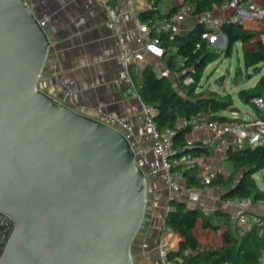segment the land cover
<instances>
[{"label": "water", "instance_id": "obj_1", "mask_svg": "<svg viewBox=\"0 0 264 264\" xmlns=\"http://www.w3.org/2000/svg\"><path fill=\"white\" fill-rule=\"evenodd\" d=\"M49 49L28 2L0 0V264H139L147 179L121 131L39 88Z\"/></svg>", "mask_w": 264, "mask_h": 264}, {"label": "crops", "instance_id": "obj_2", "mask_svg": "<svg viewBox=\"0 0 264 264\" xmlns=\"http://www.w3.org/2000/svg\"><path fill=\"white\" fill-rule=\"evenodd\" d=\"M253 1L259 4L263 2V0ZM107 2L118 11L120 33L132 55L130 70L139 73L145 67L152 66L157 76H165L177 86L174 74L163 60L164 52L148 49L145 46L146 41L150 39L149 30L146 24L139 21L138 15L151 7L152 0H107ZM181 3L182 0H163L161 12L167 15L172 9L177 10ZM28 5L36 17L42 14L49 16V22L44 29L50 41V49L39 80V88L86 116L94 118L102 111L125 117L134 132L142 137V143L149 144L151 136L140 113L141 101L138 95L126 94L120 83L123 71L117 61L120 52L119 41L114 32L107 27V14L100 0H28ZM211 14L214 17H226L230 12L212 10ZM178 24L180 33H183L191 30L197 22L194 16H189L181 19ZM243 27L258 34L256 40L245 47H255L256 42H261L264 49V23L246 18ZM215 37L212 43L218 44L219 49H224L226 38L223 39L220 30L215 32ZM238 46L242 48L243 54L244 46L237 43L235 48ZM53 74L58 75L56 80L52 78ZM69 80L74 81L75 92L70 99L63 100L61 89ZM211 87L208 89L216 91L215 87ZM201 88L199 86V90ZM255 116L254 111L253 115L247 117ZM206 137V132L189 133L186 141H191L193 145L196 143L202 145ZM150 158L153 164L158 165L159 160L154 155ZM208 158L212 156L208 155ZM214 161L221 167L229 166L227 161L218 158ZM148 181L157 182L160 191L155 194L148 187V220L139 229L132 248L139 264H159L157 260L159 242L167 240L171 243L173 251L177 249L181 238L179 234L169 229H164L161 233L168 207L167 190L159 180ZM221 195L222 190L218 187H204L200 189L199 200L196 203L188 201L184 188H181L176 196L188 208L200 209L206 216L219 211L224 213L229 216L232 230L237 227V232L233 230V233H236V236L242 235L250 225L247 224L248 222L242 224L237 220L238 213L229 205L232 200H222ZM251 214L264 216V204L254 203ZM217 222V219H213V224ZM220 224L215 230L205 229L202 219L196 220L194 234L203 247L219 246L220 248L225 245L223 238L225 226L222 222ZM216 230L221 231V236L216 234ZM216 240L218 241L215 243ZM147 255L150 256L149 259Z\"/></svg>", "mask_w": 264, "mask_h": 264}, {"label": "trees", "instance_id": "obj_3", "mask_svg": "<svg viewBox=\"0 0 264 264\" xmlns=\"http://www.w3.org/2000/svg\"><path fill=\"white\" fill-rule=\"evenodd\" d=\"M224 0H182L191 8V15L211 12L212 5H220ZM163 0H152L148 10L140 12L138 19L147 25L149 37L157 38L163 53V60L168 69L174 74L176 85L165 76H157L152 66L145 67L141 72L131 75L137 88L140 101L155 109L154 122L160 131L173 132L172 142L177 153L190 151L195 154H209V151L201 144L192 147L186 145V137L190 133L188 120L198 112H205L213 119L220 121H233L221 115L233 106V99L229 94L221 96L216 91L208 88L199 90V83L209 63L219 57L229 58L237 43L244 46L242 60L246 69L254 68L264 63V49L261 42H256L255 47H245L254 42L258 37L257 32L247 30L241 24L224 23L220 31L226 38V45L221 52L211 49L203 35L210 30L196 24L191 30L173 37L168 34H155L152 24L162 16ZM172 9L169 14L175 12ZM182 59V65L178 61ZM259 72V71H258ZM257 72V73H258ZM192 79V83L185 85L183 81ZM264 95V73L257 84L247 90L241 89L237 97L242 102L250 104L254 97ZM257 117H263L252 106ZM179 121L183 122L178 127ZM226 161L232 167L228 177L217 175L208 187H218L222 190V200L251 199L253 203L264 204V190L256 183L255 175L264 170V144L255 147H245L240 150L230 151ZM186 187L199 185L196 170L185 172ZM264 222V216H260ZM197 219H202L205 229H217L222 224L225 226L223 233L224 246L220 248L203 247L194 234ZM213 219L218 222L213 224ZM250 227L241 235L236 236L237 227L232 230L229 216L222 212H215L210 216L204 215L200 209H190L183 201L173 199L168 201L167 212L164 218L163 229H169L180 235L177 249L169 253L170 259L175 264H258L259 252L264 248V233L259 234V227L247 221Z\"/></svg>", "mask_w": 264, "mask_h": 264}, {"label": "built area", "instance_id": "obj_4", "mask_svg": "<svg viewBox=\"0 0 264 264\" xmlns=\"http://www.w3.org/2000/svg\"><path fill=\"white\" fill-rule=\"evenodd\" d=\"M25 1L28 2V0ZM100 4L107 14V27L114 32L119 41L120 52L117 56V61L123 71L120 83L123 85L126 94L137 95V88L130 71L132 55L120 33L118 11L110 6L107 0H100ZM212 10L229 11L230 15L226 17H214L211 14ZM212 10L211 12L194 15L197 24H202L210 30V32L203 35V38L209 43L215 41V32L220 30L224 23L243 25L246 18L264 23V0L260 4L253 0H224L220 5L213 4ZM189 16H193L191 15L190 6L181 3L175 12L157 19L152 24V29L155 34L166 33L170 37H173L180 34L179 21ZM37 21L39 26L44 29L49 22V16L42 14L40 17H37ZM147 29L145 30L147 31ZM145 46L148 49H158L162 52L159 49L157 38H150L146 41ZM178 61L182 65V59L178 58ZM52 78L56 80L58 75L53 74ZM183 83L188 85L192 83V79L187 78ZM74 92V81H67L61 89L62 99H70ZM250 103L259 114L264 115V95L252 98ZM140 113L150 132L151 142L149 144L142 143V137L134 132L132 125L125 117L101 111L98 112L94 119L119 131L120 129L124 130V133H122L128 139L136 162L143 171L144 176L147 180H159L163 183L167 190V201L177 199L176 195L180 192L181 188H184L188 201L196 203L199 200L201 188L197 186L186 187V179L184 177L186 171L196 170L199 185L201 187H208L217 175L228 177L232 172L230 165L221 167L215 163V158L226 161L227 154L230 151L264 144V116H255L240 121H220L213 119L208 113L198 112L188 120L190 133H207L202 146L210 151V154H195L190 151H184L179 154L173 147V132L170 130L160 131L157 128L154 122L155 109L141 102ZM177 126L182 127L183 122L179 121ZM186 145L188 147L193 146L191 141H186ZM151 155H154L159 160L158 165L152 163ZM208 155L212 156V158H208ZM229 205L238 213L237 220L240 223L244 224L249 221L251 224L259 227V234L264 233V222L260 216L251 214L254 205L251 199H235ZM216 234L221 236L222 233L220 230H216ZM171 251V243L167 240H161L157 248L158 263L175 264L169 256ZM146 257L149 259L150 256L147 255ZM257 261L258 264H264V248L260 250Z\"/></svg>", "mask_w": 264, "mask_h": 264}, {"label": "rangeland", "instance_id": "obj_5", "mask_svg": "<svg viewBox=\"0 0 264 264\" xmlns=\"http://www.w3.org/2000/svg\"><path fill=\"white\" fill-rule=\"evenodd\" d=\"M210 47L216 52H221L223 50L219 49L218 44L210 43ZM252 70L253 68L246 69L243 66L242 48L238 46L233 50V53L229 58L219 57L208 64L199 86L202 88L213 86L221 96L229 94L233 99L232 107L237 108L239 113H229L226 111L223 112V115L230 119L246 120L248 115L254 114V110L250 104L244 103L238 99L237 92L241 89L247 90L253 88L257 84L258 79L264 73V63L258 64L255 72H252ZM220 76H224L225 78L223 88L213 85L214 81ZM120 131L124 133L123 129H120ZM255 180L258 187L264 190V170L255 175ZM147 184L149 189L153 190L155 194L159 193L160 189L157 182L147 180ZM11 230L12 224L10 219L8 217H3L0 214V254ZM217 241L218 240H216L215 243ZM211 248H215V246H211ZM217 248H219V246Z\"/></svg>", "mask_w": 264, "mask_h": 264}]
</instances>
